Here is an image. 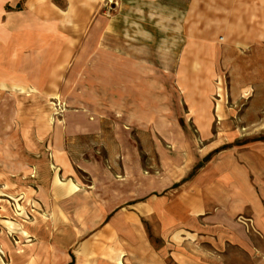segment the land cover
Instances as JSON below:
<instances>
[{
	"label": "rangeland",
	"instance_id": "rangeland-1",
	"mask_svg": "<svg viewBox=\"0 0 264 264\" xmlns=\"http://www.w3.org/2000/svg\"><path fill=\"white\" fill-rule=\"evenodd\" d=\"M73 1L63 4L68 19L81 21V52L78 64L67 71L66 95L48 100L47 112L52 118L69 115V133L73 123H91L95 129L80 137L71 134L66 143L81 194L92 199L45 206L40 188L49 187L60 171L53 145H29L37 149L30 152L21 143L20 122L1 128L0 264H154L155 254L162 264H182L176 253L191 247L224 252L220 264H255V258L221 236L223 218H213L206 234L180 233L169 223L168 202L139 195L143 188L152 189L148 179L156 171H194L190 177L195 178L199 171H214L218 158L234 157L235 146L264 139V87L257 86L264 79L248 73L254 67L255 76H264V64L241 65L244 54L221 49L223 62L212 65L217 73L207 79L201 77L206 65L182 62L188 0ZM256 50L251 54L262 60L264 48ZM57 101L61 110H55ZM251 101L262 105L259 125L250 124L246 108ZM42 163L48 169L40 168L33 177L34 166ZM89 171L115 173L102 175L97 188ZM137 171L145 175V184ZM110 187L112 196L104 190ZM99 194L113 201L108 228L64 222L79 216L93 220ZM139 201L146 203L145 214L138 211ZM63 226L80 235L69 249L57 239Z\"/></svg>",
	"mask_w": 264,
	"mask_h": 264
},
{
	"label": "crops",
	"instance_id": "crops-1",
	"mask_svg": "<svg viewBox=\"0 0 264 264\" xmlns=\"http://www.w3.org/2000/svg\"><path fill=\"white\" fill-rule=\"evenodd\" d=\"M63 1L0 0V124L4 123L0 129H12L20 122L21 143L30 152L37 149H31L29 145H53L52 152L59 159L60 171L49 187L40 188L44 193L41 201L47 206L63 200L75 203L81 198L87 202L92 199L90 195L81 194L75 164L66 143L71 134L80 137L92 134L95 129L91 123H73V132L69 133L72 131L67 124L69 115L63 119L60 116L52 118L47 112L48 100L66 95V74L69 66L78 64L77 55L82 47L81 21L76 23L74 18H67ZM73 2L75 5V0ZM182 24L187 41L182 62L206 65L208 71L202 78H213L217 73L210 68L223 62L218 57L220 50L225 48L244 54L241 65L264 64V58L260 60L251 54L264 48V0H188ZM224 62L230 63L228 60ZM254 72L257 68H249L251 78L264 79V76H255ZM257 86L264 87L263 84ZM261 92L256 93L258 98ZM246 110L250 124L255 125L261 119L262 105L251 101ZM234 149V157L218 158L221 161L214 165V171H199L195 178L190 177L194 171H156L153 178L148 179L153 183L152 189L143 188L139 196L153 194L152 197L160 196L168 202L171 209L169 223L176 224L180 233L206 234L203 232L209 229L208 224L213 218H223L219 221L218 231L224 240L232 241L237 251L255 258V264H264V139L245 142ZM44 164L47 163L38 166L48 169ZM89 172L95 178L97 188L102 175L113 176L115 173ZM47 173L52 175L53 171ZM136 174L143 177L145 184L142 171ZM104 190L110 191L112 196L111 187ZM110 198L108 195L105 199L101 194L97 196L93 220L79 216V220L77 217L66 218L64 222L104 223L108 228L107 217L114 207ZM137 204L139 213L145 214L142 212L146 209L145 201ZM68 229L67 226L61 227L57 237L65 249H69L80 236L69 233ZM182 252L176 253L182 256V264H220L225 255L221 251L211 253L193 247ZM153 261L162 264L159 254H155Z\"/></svg>",
	"mask_w": 264,
	"mask_h": 264
},
{
	"label": "bare ground",
	"instance_id": "bare-ground-1",
	"mask_svg": "<svg viewBox=\"0 0 264 264\" xmlns=\"http://www.w3.org/2000/svg\"><path fill=\"white\" fill-rule=\"evenodd\" d=\"M21 100L22 99H24V97H21L20 98ZM221 123V121L219 122V124ZM24 173L23 172H21V173H19L18 175H16V176H21V175H23ZM40 175V167L38 166V165H36V166H34V168H33V174H32V176L33 177H38Z\"/></svg>",
	"mask_w": 264,
	"mask_h": 264
},
{
	"label": "built area",
	"instance_id": "built-area-1",
	"mask_svg": "<svg viewBox=\"0 0 264 264\" xmlns=\"http://www.w3.org/2000/svg\"><path fill=\"white\" fill-rule=\"evenodd\" d=\"M54 103V105H55V110H61L62 108H61V105H60V103L57 101V102H53Z\"/></svg>",
	"mask_w": 264,
	"mask_h": 264
}]
</instances>
